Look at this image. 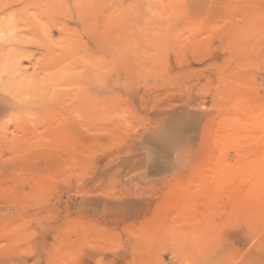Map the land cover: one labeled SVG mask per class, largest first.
Wrapping results in <instances>:
<instances>
[{"label":"rangeland","instance_id":"1","mask_svg":"<svg viewBox=\"0 0 264 264\" xmlns=\"http://www.w3.org/2000/svg\"><path fill=\"white\" fill-rule=\"evenodd\" d=\"M0 264H264V0H0Z\"/></svg>","mask_w":264,"mask_h":264}]
</instances>
